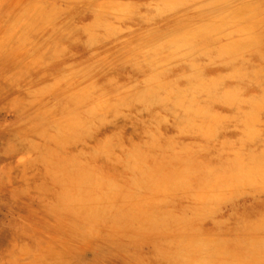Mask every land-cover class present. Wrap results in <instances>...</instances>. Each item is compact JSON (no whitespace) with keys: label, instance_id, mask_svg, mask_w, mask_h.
<instances>
[{"label":"rangeland","instance_id":"1","mask_svg":"<svg viewBox=\"0 0 264 264\" xmlns=\"http://www.w3.org/2000/svg\"><path fill=\"white\" fill-rule=\"evenodd\" d=\"M262 215L264 0H0V264H259Z\"/></svg>","mask_w":264,"mask_h":264},{"label":"bare ground","instance_id":"2","mask_svg":"<svg viewBox=\"0 0 264 264\" xmlns=\"http://www.w3.org/2000/svg\"><path fill=\"white\" fill-rule=\"evenodd\" d=\"M257 48V47H256ZM255 48V49H256ZM174 86V85H173ZM149 100H151V99H149ZM22 137V136H21ZM108 145V144H107ZM109 146H107V148H108ZM106 148V147H105ZM115 149V148H114ZM54 152V151H53ZM58 152V151H57ZM113 153H114V151H112ZM100 153V152H99ZM133 157H134V155H132ZM46 158V157H45ZM47 158H49V157H47ZM52 160V159H51ZM54 161V160H53ZM58 160H56V162H57ZM41 163V162H40ZM25 166V165H24ZM34 166V165H33ZM45 166V165H44ZM57 166V165H56ZM72 166V165H71ZM78 166V165H77ZM185 166V165H184ZM32 167V166H31ZM69 167H70V165H69ZM81 168V167H80ZM79 168V169H80ZM55 169V168H54ZM31 170H32V168H31ZM51 170V169H50ZM56 170V169H55ZM78 170V169H77ZM82 170V169H81ZM58 171V170H57ZM56 171V172H57ZM60 172H61V170H60ZM71 172V171H70ZM53 173V172H52ZM72 173V172H71ZM82 173V172H81ZM46 174H48V173H46ZM51 174V173H50ZM177 174H179V173H177ZM184 174V173H183ZM188 174V173H187ZM63 175V174H62ZM68 175H70V174H68ZM73 175V174H72ZM175 175V174H174ZM48 176V175H47ZM178 176L179 175H177V178H178ZM67 177H69V176H67ZM66 177V178H67ZM73 177V176H72ZM72 177H71V179H72ZM169 177V176H168ZM181 177V176H180ZM193 177V176H192ZM190 178V177H189ZM65 179V178H64ZM68 179V178H67ZM70 179V180H71ZM171 179V178H170ZM179 179V178H178ZM67 182V181H66ZM68 182H69V180H68ZM71 182V181H70ZM259 182V181H258ZM99 183V182H98ZM161 183V182H160ZM170 183V182H169ZM168 183V184H169ZM181 183V182H180ZM182 183H184V182H182ZM172 184H173V182H172ZM142 186V185H141ZM172 186V185H171ZM182 186V185H181ZM184 186H185V184H184ZM158 187H159V184H158ZM161 187V186H160ZM164 187V186H163ZM167 188H168V186H166ZM170 187V186H169ZM95 188V187H94ZM172 188V187H171ZM234 188V187H233ZM78 189V188H77ZM163 189V188H162ZM173 189V188H172ZM104 190V189H103ZM106 190V189H105ZM171 190V189H170ZM107 191V190H106ZM169 191V190H168ZM231 192V191H230ZM234 192V191H233ZM106 193V192H105ZM57 196H59V195H57ZM55 197V196H54ZM206 198H207V196H206ZM83 199V198H82ZM205 199V198H204ZM56 201V200H55ZM84 201V200H83ZM135 201V200H134ZM99 202V201H98ZM102 202V201H101ZM104 203H105V201H104ZM111 203V202H110ZM149 203V202H148ZM132 204V203H131ZM135 204V203H134ZM105 205V204H104ZM116 205H117V203H116ZM112 207V206H111ZM110 207V208H111ZM129 207V206H128ZM132 207H134V206H132ZM102 208H104V207H102ZM131 208V207H130ZM153 208V207H152ZM115 209V208H114ZM133 209V208H132ZM136 209V208H135ZM127 210H128V208H127ZM155 210V209H154ZM57 214V213H56ZM58 215V214H57ZM262 216H264V215H262ZM78 220V219H77ZM264 221V220H263ZM130 223V222H129ZM240 223V222H239ZM241 224V223H240ZM84 226V225H83ZM85 227V226H84ZM128 227V226H127ZM239 227V226H238ZM83 228V227H82ZM81 228V229H82ZM84 230V229H83ZM87 231V230H86ZM92 233H94V232H92ZM112 235V234H111ZM261 242V241H260ZM201 243H202V241H201ZM257 243V246H258V248H259V244H258V242H256ZM199 245V244H198ZM201 245V244H200ZM213 245V244H212ZM216 245V244H215ZM213 247V246H212ZM223 247V246H222ZM127 248V247H126ZM195 248V247H194ZM203 248V247H202ZM205 248H207V247H205ZM210 249V248H209ZM192 250V249H191ZM199 250H200V248H199ZM203 250V249H202ZM205 250V249H204ZM208 250V249H207ZM211 250H213V249H211ZM182 251V250H181ZM186 251V250H185ZM135 252H136V250H135ZM183 252V251H182ZM207 252V255H209V254H211V252L210 251H206ZM205 252V253H206ZM184 253V252H183ZM217 253H220V252H217ZM135 254V253H134ZM133 254V255H134ZM197 254V253H196ZM130 255V254H129ZM251 255H252V257L251 258H253V259H255L256 258V260L258 261V263L259 264H263L264 263V257L262 256V257H259L260 255H263V254H261V253H259V251L257 250V251H255V250H252L251 251ZM135 256V255H134ZM204 256V255H203ZM211 257V256H210ZM188 258V257H187ZM204 258H205V256H204ZM250 258V259H251ZM137 259V258H136ZM204 260V259H203ZM138 261V260H137ZM149 261V260H148ZM78 262V261H77ZM143 262V261H142ZM76 263V262H75ZM74 263V264H75ZM149 263V262H148Z\"/></svg>","mask_w":264,"mask_h":264}]
</instances>
